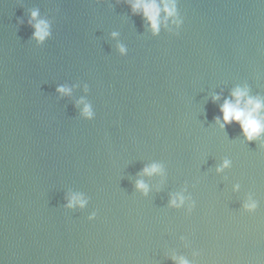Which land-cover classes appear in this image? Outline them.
I'll list each match as a JSON object with an SVG mask.
<instances>
[{
	"label": "water",
	"instance_id": "95a60500",
	"mask_svg": "<svg viewBox=\"0 0 264 264\" xmlns=\"http://www.w3.org/2000/svg\"><path fill=\"white\" fill-rule=\"evenodd\" d=\"M176 5L153 35L124 0H0V264H264V136L216 121L264 100V0Z\"/></svg>",
	"mask_w": 264,
	"mask_h": 264
},
{
	"label": "clouds",
	"instance_id": "9594fccd",
	"mask_svg": "<svg viewBox=\"0 0 264 264\" xmlns=\"http://www.w3.org/2000/svg\"><path fill=\"white\" fill-rule=\"evenodd\" d=\"M124 2L130 5L133 14L143 17L153 35L159 34L161 26L168 28L169 21L177 27L182 23L178 18L176 0H124ZM161 13L164 14L163 17H161ZM37 17L38 12L33 11L29 23L31 24L32 20L36 21L32 25L34 28L33 38L37 42L42 43L51 35L50 25L44 20H37ZM120 52L124 53L125 49L120 47ZM57 92L70 94V89L60 86L57 88ZM231 96L232 99H225L224 103L220 105L221 116L216 118L217 123H220L221 120L223 121V123H220V127L224 128L233 122L238 123L245 139L250 142L264 136V100L250 96L247 88L242 89L239 87L232 91ZM219 98V96L213 97L214 100H218ZM82 114L89 119L94 115L89 105L84 106ZM228 165L229 161H224L218 171H221L224 167H228ZM159 171L160 166L156 164L143 169L144 174L147 175H152ZM136 187L139 190L147 192V186L142 181L137 182ZM183 203L184 197L182 195H177L171 200V205L175 207H179ZM85 204L86 201L80 195H72L68 198L66 207L71 209L78 205L83 208ZM256 207L255 201L250 200L245 204V208L248 211H253ZM92 218L89 217V219ZM179 264H188V262L181 258Z\"/></svg>",
	"mask_w": 264,
	"mask_h": 264
}]
</instances>
